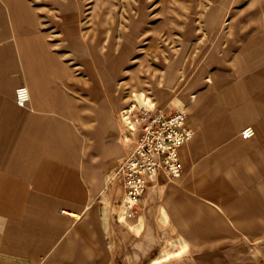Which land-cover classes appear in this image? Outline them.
I'll return each instance as SVG.
<instances>
[{
  "label": "crops",
  "instance_id": "0c3cea01",
  "mask_svg": "<svg viewBox=\"0 0 264 264\" xmlns=\"http://www.w3.org/2000/svg\"><path fill=\"white\" fill-rule=\"evenodd\" d=\"M34 1L0 0V264H109L124 241L117 214L125 190L111 171L123 154L117 119L121 103L116 97L112 101L113 93L93 94L89 61L78 65L83 68L78 75L61 61L55 43L39 26L42 16ZM83 43L78 49L85 50ZM241 72L235 82L245 83L244 92L239 86L225 90L215 81L220 75L213 73L207 92L192 93L188 72L186 81L181 72L180 93L164 88L154 99L155 109L166 113L185 110L195 136L180 149L184 172L179 179L170 181L162 174L151 179L142 204L144 238L127 260L140 264L152 258L161 241L157 227L184 237L191 232L188 227H195L186 239L203 241L198 227L210 224L204 222L209 219L204 213L208 196L199 182L205 167L225 172L227 164L248 169L245 163H250L258 173L264 171V91L255 86L264 75ZM172 75L170 84L177 82ZM230 77L223 76L224 82ZM191 83L195 87L198 80ZM19 86L30 93L24 107L16 102ZM248 126L255 127L257 136L240 139ZM192 164L195 172L189 170ZM262 185L260 181L257 192L264 203ZM211 210L212 225H236L234 212L228 223Z\"/></svg>",
  "mask_w": 264,
  "mask_h": 264
},
{
  "label": "rangeland",
  "instance_id": "374dc122",
  "mask_svg": "<svg viewBox=\"0 0 264 264\" xmlns=\"http://www.w3.org/2000/svg\"><path fill=\"white\" fill-rule=\"evenodd\" d=\"M33 7L42 16L39 26L48 42L55 43V52L70 71L83 73L78 65L89 61L93 94L113 93L112 101L121 103L117 119L123 154L111 169L113 174L135 139L133 128L138 121L129 110H155L154 99L164 88L177 96L181 72L185 81L188 72L187 82L195 88L192 93L207 92L213 73L220 75L215 81L229 92L237 90L235 86L244 92L245 83L235 82L241 70L264 75V0H35ZM83 42L85 50L78 49ZM174 73L177 82L170 84ZM227 75L231 77L224 82ZM195 79L194 87L191 82ZM255 86L264 91V78ZM96 101L93 99V104ZM227 165L230 168L225 172L209 166L199 173L204 174L199 182L208 196L204 213L209 219L204 222L210 223L198 227L203 230V241L186 239L195 227H188L191 232L185 237L157 227L160 244L152 258L140 264H264V225L259 224L264 203L257 192L260 181L264 184V171L258 173L250 163H245L248 169L242 163ZM189 170L195 172L196 164ZM191 189L195 196V185ZM226 189L229 194L223 192ZM143 200L132 218L124 211V199L119 201L117 219L124 226V241L109 264H137L126 255L136 252L134 246L144 238ZM212 207L217 209L216 216L218 212L228 223L233 222L228 215L234 212L236 225H212Z\"/></svg>",
  "mask_w": 264,
  "mask_h": 264
},
{
  "label": "built area",
  "instance_id": "2783aa9c",
  "mask_svg": "<svg viewBox=\"0 0 264 264\" xmlns=\"http://www.w3.org/2000/svg\"><path fill=\"white\" fill-rule=\"evenodd\" d=\"M16 102L24 107L30 99L26 86L16 88ZM133 113L138 125L133 128L135 139L127 155L118 164L113 179L123 185L124 211L132 218L139 211L142 198L147 193L151 179L165 175L170 181L179 179L184 167L180 157L181 147L192 140L194 131L183 110L166 113L161 109H140ZM256 134L252 126L246 127L241 135L245 140Z\"/></svg>",
  "mask_w": 264,
  "mask_h": 264
}]
</instances>
